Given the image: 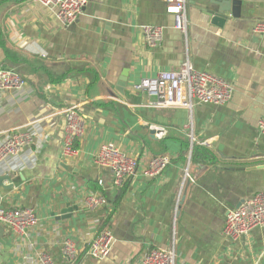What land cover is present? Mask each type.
Listing matches in <instances>:
<instances>
[{"label":"crops","instance_id":"crops-1","mask_svg":"<svg viewBox=\"0 0 264 264\" xmlns=\"http://www.w3.org/2000/svg\"><path fill=\"white\" fill-rule=\"evenodd\" d=\"M209 1H189L184 33L165 0H89L69 26L38 1L0 0V67L26 82L0 92V143L11 131L37 137L0 162V206L29 207L38 216L22 235L0 223V264H45L43 256L70 264L62 252L68 238L80 249L73 264H141L151 249L173 246L177 264H264V226L235 242L223 234L228 212L264 192V35L253 33L264 19V0H241L240 16L228 13L223 26L207 15ZM147 24L164 27L157 48L144 42ZM187 58L197 70L231 82L232 98L190 113L151 106L154 99L134 88ZM72 106L86 131L77 154L65 157V110ZM155 127L164 128L163 138ZM107 142L139 160L124 187H115L112 171L97 162ZM164 153L170 164L147 176L148 162ZM89 192L108 204L87 208ZM69 203L77 209L63 219ZM106 228L115 238L111 252L93 258L89 243Z\"/></svg>","mask_w":264,"mask_h":264},{"label":"built area","instance_id":"built-area-1","mask_svg":"<svg viewBox=\"0 0 264 264\" xmlns=\"http://www.w3.org/2000/svg\"><path fill=\"white\" fill-rule=\"evenodd\" d=\"M48 7L60 20L63 26L74 23L82 14L89 0H35ZM190 0H165L166 11L174 16L175 28L187 33L189 25L188 4ZM255 35H264V19L259 20L253 27ZM144 42L150 48L161 45L164 37V27L147 24L143 26ZM24 78L15 70L0 67V92L6 89L21 90L25 86ZM134 88L146 92L151 98V106L180 108L193 112L194 108L202 104H225L233 96L231 82L223 77L197 70L190 59H186L176 70L162 71L155 77L142 78ZM191 128L190 125H186ZM159 129L158 137L165 135L164 128ZM259 128L264 133V116L259 121ZM86 121L76 106L65 110V135L63 155L73 157L78 152L77 142L84 136ZM42 136V135H40ZM192 143L194 141L191 133ZM36 134L30 130L11 131L7 133L0 143V162L10 156L17 155L27 145L35 141ZM206 141L205 143H207ZM97 162L108 167L113 174L115 187H124L137 174L139 160L126 153L115 142L101 145L97 155ZM170 156L159 154L148 162L146 175L157 177L163 173L170 164ZM190 178L188 170L184 180ZM183 185L178 193L179 203ZM85 206L91 210L108 204L106 197L101 194L89 192L84 197ZM0 223L8 225L16 234H25L38 223V216L34 209L29 207L4 208L0 206ZM264 226V192L257 193L252 198L244 200L239 207L228 212L224 236L232 242L248 236L255 228ZM115 238L111 229L106 228L100 232L90 243L88 252L91 257L103 259L107 257L113 247ZM65 259L73 264L79 257L80 249L76 242L70 238L65 239L62 246ZM177 250L175 246L170 249L154 248L141 259V264H177ZM43 262L50 264L47 256Z\"/></svg>","mask_w":264,"mask_h":264},{"label":"water","instance_id":"water-1","mask_svg":"<svg viewBox=\"0 0 264 264\" xmlns=\"http://www.w3.org/2000/svg\"><path fill=\"white\" fill-rule=\"evenodd\" d=\"M241 0H210L209 5L206 7V13L210 17L211 22L218 25L223 26L228 20V13H231L235 17L240 16L241 14ZM128 71L123 72V76H121L119 81L118 90L120 93H123L124 88L127 84V75ZM153 132V131H152ZM5 178V177H3ZM2 178V179H3ZM1 183V179H0ZM73 209H77V205L67 204L65 209L61 212V218H70L73 212Z\"/></svg>","mask_w":264,"mask_h":264},{"label":"trees","instance_id":"trees-1","mask_svg":"<svg viewBox=\"0 0 264 264\" xmlns=\"http://www.w3.org/2000/svg\"><path fill=\"white\" fill-rule=\"evenodd\" d=\"M203 154H204V155H208V156L210 155L209 152H207V151H205V150L203 151ZM102 231H103V230H102ZM102 231H100V232H102Z\"/></svg>","mask_w":264,"mask_h":264}]
</instances>
